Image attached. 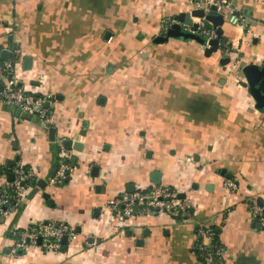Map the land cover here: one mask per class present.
Instances as JSON below:
<instances>
[{"label": "crops", "instance_id": "crops-1", "mask_svg": "<svg viewBox=\"0 0 264 264\" xmlns=\"http://www.w3.org/2000/svg\"><path fill=\"white\" fill-rule=\"evenodd\" d=\"M233 2L243 23L225 19L220 39L233 50L207 57L194 40L156 42L163 20L195 10L193 0H0V52L11 60L20 47L12 74L51 94L54 119L47 126L0 101V187L16 162L37 169L32 189L48 181L2 217L0 264H264V229L249 209L250 199L264 204V112L239 84L242 66L264 65V0ZM59 137L72 141L63 186L50 183ZM154 171L188 200L189 217L124 222L104 209L128 185H153ZM231 178L239 186L227 192ZM50 219L92 244L12 251L28 225ZM200 225L217 227L225 257L194 255Z\"/></svg>", "mask_w": 264, "mask_h": 264}, {"label": "built area", "instance_id": "built-area-1", "mask_svg": "<svg viewBox=\"0 0 264 264\" xmlns=\"http://www.w3.org/2000/svg\"><path fill=\"white\" fill-rule=\"evenodd\" d=\"M193 5L195 9L202 10L204 15L198 18L196 29H192L191 26H184L183 30L205 39L206 43L202 45L203 49L208 48L209 42L218 37L216 27L206 19L208 14H222L224 19L235 26L243 23V17L239 14L233 0H193ZM213 7L216 9L214 10ZM174 22L175 20L172 18L164 19L161 33L165 35ZM220 47L228 52L233 50L231 46L229 47L226 42L222 41H220ZM20 55V47L13 48L11 60H4L0 52V101L31 117L38 118L47 126H52L53 112L49 107L51 94H35L24 90L19 85L16 76L12 74ZM55 142L59 147L60 154L56 173L50 179V183L63 186L70 176L72 151L65 147L63 138L59 137ZM12 173L14 179L0 187V219L16 210L27 197L38 178L36 168L25 166L20 162H16ZM238 186L237 179L231 178L224 181V188L227 192L237 190ZM104 209L124 222L142 215L167 214L175 219H182L191 215V205L188 200L180 198L176 189L164 184L135 187L133 192L124 191L107 201ZM249 209L252 219L263 230L264 204L260 205L257 200L250 199ZM117 228L119 226L115 227V230ZM20 237L19 243L12 249L13 252L17 248L39 247L44 251L58 253L63 250L62 245L65 237L67 243L71 245H75L79 241L91 245L93 241L92 238L82 237L72 226L55 219L31 223L21 233ZM192 251L201 262L205 263L225 257L227 247L220 241L217 227L200 225L197 228Z\"/></svg>", "mask_w": 264, "mask_h": 264}, {"label": "water", "instance_id": "water-1", "mask_svg": "<svg viewBox=\"0 0 264 264\" xmlns=\"http://www.w3.org/2000/svg\"><path fill=\"white\" fill-rule=\"evenodd\" d=\"M213 9L215 10L216 7H213ZM204 15L202 10L199 9H195L191 12H184V13H180L179 15H177L174 20L175 22L171 25L170 29L168 30V32L160 37H157L156 42H167L168 39L170 37L173 38H182L185 41L188 40H194L202 45H204L206 43V40L197 36L196 34H193L191 32L188 31H184L183 27L181 24H183L184 26H191L192 29H196L197 28V23H195L193 21L192 18H199L202 17ZM206 19H208L209 21L212 22V24L214 25V27H216V32H217V38L211 40L209 42V47L205 49V55L207 57H210L213 53H216L218 50L221 49L220 47V39L222 37L223 34V23L225 21L224 16L222 14H215V13H211L208 14L206 16ZM2 58L4 60H7L9 58V52L7 50H4L2 52ZM222 63H228L230 62V58L229 57H225L222 59L221 61ZM24 66L25 69H29L32 66V57H25L24 59ZM241 74L243 76V79L241 81H239V84L242 87H245L246 89H248V92L250 94V96L253 98V100L255 101V107L264 112V66H260L257 64H247L241 67L240 69ZM50 138L51 140H54L55 138V129L52 127L50 129ZM72 146V141L71 140H67L65 142V147L67 149H70ZM75 159H72V165H74ZM57 168L53 171L52 176L55 175ZM98 169V167H95L96 171ZM96 175V172H94ZM221 174L226 176V177H232V175L230 173L226 172V169H222L221 170ZM152 182L156 185L161 183V174L159 172H152ZM14 179V174H11L9 177V180H13ZM48 181H43L40 180L38 181V186L35 187L34 189H32L28 195L29 198H32L39 190V187L41 188H45L47 186ZM134 185H128L127 187V191L128 192H133L134 191ZM43 196L49 199V194L48 193H44ZM184 196V195H183ZM179 197H182L181 194H179ZM258 203L260 205L263 204V202L261 200H258ZM63 243H67V238L65 237L63 239ZM140 244H142L140 242ZM23 249L19 248L17 249V253L22 255L23 254Z\"/></svg>", "mask_w": 264, "mask_h": 264}, {"label": "trees", "instance_id": "trees-1", "mask_svg": "<svg viewBox=\"0 0 264 264\" xmlns=\"http://www.w3.org/2000/svg\"><path fill=\"white\" fill-rule=\"evenodd\" d=\"M222 42H224L223 40H221ZM58 147V146H57ZM58 151H59V147H58ZM2 220V218L0 219V221ZM219 235V234H218ZM63 248L66 247L65 243L62 245Z\"/></svg>", "mask_w": 264, "mask_h": 264}]
</instances>
